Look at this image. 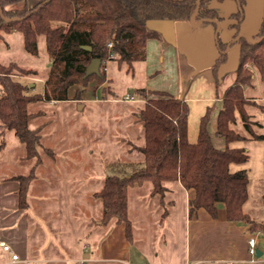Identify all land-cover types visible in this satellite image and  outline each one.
<instances>
[{"label": "trees", "instance_id": "1", "mask_svg": "<svg viewBox=\"0 0 264 264\" xmlns=\"http://www.w3.org/2000/svg\"><path fill=\"white\" fill-rule=\"evenodd\" d=\"M27 0H0V41L3 35L18 32L23 35L27 53L37 56L38 39L45 36L51 68L43 93L29 95L28 88L14 75L28 76L37 72L21 67L16 62L0 63V122L8 132L25 146V160H34L28 175H19V206L28 207V191L42 164L39 154L41 131L44 126L30 129L29 124L40 116L31 113L29 105L39 101L63 102L71 100L70 90L88 87L96 81L99 85L108 80L106 65L116 61L127 64L129 71L134 63L146 59L147 42L157 34L147 24L153 20L216 23L221 18L207 7L210 2L225 0H44L32 8L9 9V6ZM239 10L232 15L236 23L235 37L245 19V0H234ZM219 56L213 66L217 76L226 63V45L218 38ZM112 43V47L109 44ZM240 46L237 77L223 96V106L217 119L216 135L226 140L224 150L215 147L208 131L211 108L201 120L197 143H191L189 134V104L163 91L139 89L143 100L150 94L137 114V121L144 129V146L138 150L144 157L142 166L132 173H118L116 169L107 175L104 185L94 194L103 203L102 223L113 219L125 224L127 238L132 240V226L128 217V191L134 186L151 183L152 196L163 199L168 191L166 184L180 181L184 189L193 191L190 214L204 209L213 219L219 215V206L226 209L227 220L248 225L250 234H264V222H257L244 211L249 199V173L247 169L232 171V165L248 163L246 148L231 144L248 140L264 142V134L253 129L255 123L247 111L254 104L245 96V87L251 86L255 70L264 84V16L257 40L239 37ZM91 47L86 50L83 47ZM93 59H100V74L86 77L87 67ZM74 100H78L76 94ZM239 120L247 135L234 128ZM46 152L55 157L51 149Z\"/></svg>", "mask_w": 264, "mask_h": 264}, {"label": "crops", "instance_id": "2", "mask_svg": "<svg viewBox=\"0 0 264 264\" xmlns=\"http://www.w3.org/2000/svg\"><path fill=\"white\" fill-rule=\"evenodd\" d=\"M42 1H22L9 9H23L26 5L32 8ZM245 3V19L237 38L232 15L239 7L234 0L213 1L207 5L221 18L216 23L153 20L147 24L157 36L148 40L145 61L134 63L132 71L143 80L140 89L167 92L189 104L188 139L191 143H197L201 120L211 108L208 131L212 141L218 149L227 147L226 140L216 135L217 119L224 93L237 77L240 46L236 41L239 37L257 40L264 16V0H245ZM13 33L4 34L2 41ZM218 38L227 46L224 51L227 61L215 76L213 66L219 56ZM109 63L106 65L108 80ZM244 92L255 102L248 106L256 108V114L250 113L248 106L247 111L255 123V132L262 134L257 129L264 130V84L257 70L252 85L245 87ZM234 128L247 135L239 116ZM252 142L261 141L231 145L246 148L249 153ZM17 176L0 178V244L4 242L11 249L5 251L0 245V264H177L178 261L181 264H256L248 241L257 235L249 233L248 225L228 221L223 205L219 206L217 219L204 209L190 214L194 192L184 189L180 181L166 184L168 191L163 199L159 198L161 214L160 208L153 204L152 188L141 192L135 208L131 198L142 191L144 185L129 188L128 217L132 226V240H129L125 224L115 219L102 223L104 207L101 210L98 206L100 213L92 216L90 209L81 205L83 200H74L76 197L69 202L75 206L72 209L50 206L51 193L45 190L48 185L38 187V177L29 187L28 194L31 192L33 197L30 201L27 199L28 207L20 208ZM91 202L89 199L87 203ZM34 210L41 222L31 218L30 212ZM180 242L179 258L175 253L179 252ZM13 254L19 258L13 260Z\"/></svg>", "mask_w": 264, "mask_h": 264}, {"label": "rangeland", "instance_id": "3", "mask_svg": "<svg viewBox=\"0 0 264 264\" xmlns=\"http://www.w3.org/2000/svg\"><path fill=\"white\" fill-rule=\"evenodd\" d=\"M11 36L6 35V40L0 42V63L8 65L16 61L23 68L35 70L37 73L34 75H14L13 78L28 88L29 95L42 94L51 68L45 36L38 39L37 56L27 53L21 33L15 32ZM108 75L109 80L103 85L94 81L86 88H72L70 96L74 98L77 94L80 98L77 101H39L29 105L31 113L40 114L30 122V129L44 126L39 146L43 162L37 170V185H48L45 190L51 193L50 206L72 209L75 206L69 202L80 199L83 200L82 203L79 201L81 205L95 216L100 213L98 206L103 209V203L92 194L102 189L103 181L112 169L118 173H132L143 164L144 157L138 147L144 146V129L137 121V114L152 96L147 94L143 100L138 92L143 80L135 71H129L125 63L111 61ZM256 110L248 106L250 113L256 114ZM253 129H256L255 125ZM257 131L264 134V130ZM46 149L53 150L55 159ZM25 155V146L0 122V178L28 175L34 160L26 161ZM249 155L248 163L232 165L231 169L233 172L241 168L248 170L249 199L244 211L255 221L264 222V142L250 143ZM146 188H152L151 183H145L142 191L131 198L133 208ZM32 197L29 192V201ZM89 199L91 203H87ZM153 200L161 214L163 208L159 205V197L155 196ZM35 212H30L31 218L41 222ZM83 218H86L85 214ZM255 235L259 239L257 250L263 255L254 256V259L256 264H264V234ZM177 248L179 252L175 255L180 258L181 242Z\"/></svg>", "mask_w": 264, "mask_h": 264}, {"label": "water", "instance_id": "4", "mask_svg": "<svg viewBox=\"0 0 264 264\" xmlns=\"http://www.w3.org/2000/svg\"><path fill=\"white\" fill-rule=\"evenodd\" d=\"M0 13L2 14L1 9H0ZM195 21L196 20H195V16H194L192 18L191 22L194 24ZM83 48L86 49V50H91V47H88V46H84ZM101 64H102V62H101L100 59H93L92 62L90 63V65L87 67L86 77L89 76V75H92V74L99 75L100 74ZM256 256L257 257L262 256L261 251L257 250Z\"/></svg>", "mask_w": 264, "mask_h": 264}, {"label": "built area", "instance_id": "5", "mask_svg": "<svg viewBox=\"0 0 264 264\" xmlns=\"http://www.w3.org/2000/svg\"><path fill=\"white\" fill-rule=\"evenodd\" d=\"M112 46H113L112 43H110L109 47L111 48ZM128 100L130 101L129 98H128ZM248 244H249V252H250L251 256L252 257L256 256L257 246H258V238L256 236H251L249 238ZM0 245L3 247V249L5 251H11L10 247L7 244H5L4 242H1ZM18 258H19L18 255L13 254V256H12L13 260H17Z\"/></svg>", "mask_w": 264, "mask_h": 264}]
</instances>
